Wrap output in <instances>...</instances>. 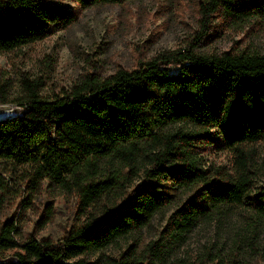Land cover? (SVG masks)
Returning <instances> with one entry per match:
<instances>
[{
    "label": "trees",
    "instance_id": "1",
    "mask_svg": "<svg viewBox=\"0 0 264 264\" xmlns=\"http://www.w3.org/2000/svg\"><path fill=\"white\" fill-rule=\"evenodd\" d=\"M74 1L90 7L128 0ZM199 11L201 28L188 48L160 52L133 69L86 73L70 91L51 98L41 95L39 80L22 76L23 111L0 119V210L12 190L4 173L25 164L22 181L29 189L47 182L76 195L80 216L59 240L24 238L15 216L0 222V252L18 249L0 257V264H166L185 234L214 210L249 201L264 215L254 146L264 138V52L196 50L212 16L264 19V0H200ZM77 20L78 12L61 4L0 0V53ZM172 66L180 68L172 73ZM9 82L0 76V103L13 99ZM179 123L199 132L176 128ZM205 142L230 150L232 167L202 163ZM175 190L192 194L157 238L142 250L134 242L118 255L103 252L172 204ZM103 201L108 208L98 210ZM53 215L50 205L41 222Z\"/></svg>",
    "mask_w": 264,
    "mask_h": 264
},
{
    "label": "rangeland",
    "instance_id": "2",
    "mask_svg": "<svg viewBox=\"0 0 264 264\" xmlns=\"http://www.w3.org/2000/svg\"><path fill=\"white\" fill-rule=\"evenodd\" d=\"M43 1L75 9L78 20L42 40L0 53V76L8 77L10 98H13L8 103H0V107L9 116L23 111L18 103L23 93L22 76L39 80L41 95L51 98L70 91L86 73L108 76L120 67L133 69L160 52L188 48L201 28L200 0H128L90 7H82L74 0ZM209 22L203 30L208 35L197 45V51L215 53L247 49L264 52L263 18L231 21L215 14ZM179 68L172 66L170 71L175 73ZM175 126L199 132L197 127L187 123ZM254 146L257 148L256 168H259L257 186L261 187L264 185V138ZM200 155L206 165H233L231 151L220 149L211 142L201 145ZM24 166L12 165L4 173L9 177L12 190L0 210V222L15 216L24 238L35 235L38 239L59 240L79 221L78 197L49 188L47 182L37 190L29 189L22 181ZM142 176L141 173L133 185L140 182ZM174 192V202L156 212L146 226L103 252L118 255L134 242L144 249L151 239L160 235L174 209L192 194L185 190ZM107 204L109 201H103L98 210L108 208ZM50 205L54 215L44 225L41 221ZM16 250L0 252V257L8 258ZM164 262L264 264V215L257 214L249 201L238 206L220 207L210 217L197 222Z\"/></svg>",
    "mask_w": 264,
    "mask_h": 264
},
{
    "label": "water",
    "instance_id": "3",
    "mask_svg": "<svg viewBox=\"0 0 264 264\" xmlns=\"http://www.w3.org/2000/svg\"><path fill=\"white\" fill-rule=\"evenodd\" d=\"M2 108L0 107V119L8 117L7 111H2Z\"/></svg>",
    "mask_w": 264,
    "mask_h": 264
}]
</instances>
